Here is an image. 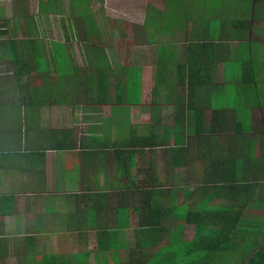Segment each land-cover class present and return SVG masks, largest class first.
<instances>
[{"label": "crops", "instance_id": "crops-1", "mask_svg": "<svg viewBox=\"0 0 264 264\" xmlns=\"http://www.w3.org/2000/svg\"><path fill=\"white\" fill-rule=\"evenodd\" d=\"M84 1L87 4L83 7L85 12L77 11L71 0H0V28L9 33L0 34V42L4 45L0 46V51L20 55L28 65L21 77L22 82L24 84L28 80L29 84L31 81L26 88L31 94L17 92L14 96L0 97L4 101L0 106V264H123L129 261L130 249L135 248L146 235L151 245L146 251L153 256L160 246L168 242L169 227L179 231L175 252L179 257L175 259L177 264H264V127L258 132L253 130L240 135V127H233V113L226 124L230 123L228 131L232 134L224 132L226 137L220 136L217 141L214 134L223 126L222 114L224 111L231 113V110L210 108L206 95L216 89L226 92L227 82L222 81V72L221 76L216 74V68L223 70L224 60L230 59L227 56L232 53L234 45L238 42L251 49L252 41L245 40V27H249L255 42L264 38V18L260 14L254 16L257 3L253 2L251 9L246 10L234 4L235 0H222L220 20L226 24L219 30L218 37L207 34V30L214 32L213 27L206 29L204 38H213L207 37L206 40L203 37L191 38L190 35L196 31L190 23L197 24L200 18H188L171 37L155 33L156 30L148 27V22L166 19L160 18L165 11V1L155 0L148 5L146 20L140 31H146L144 42L152 46L166 39L167 43L162 44L161 52L159 46L154 51L155 74L149 76L150 73L145 70L147 64L143 65V62L132 66L138 67L139 77L130 89L135 97L129 105L126 124L119 125L124 120L116 117V125L101 127L107 122L104 117L112 114L110 105L115 101L111 97L115 94L110 96L107 91L106 99H98L96 95L101 93L96 86L97 79L104 73L108 86L113 81L118 84L119 79L124 81L127 76L111 80L108 74L114 70L110 63H106L105 70H98L94 81H91L93 88L85 87L80 92L82 82L79 75L74 79L69 74V87L68 84L66 87L69 88L70 98L54 99L48 94V87L45 90L40 88L46 75L37 71L35 61H32L37 48L18 47L11 51L6 47L7 40L15 36L17 39L23 38V35L41 39L46 36H35L40 27L33 24L34 20H30L26 27L23 21L27 18H44L43 25L48 28L55 23L50 24L51 18H95L94 11L89 8L95 2ZM244 1L240 0L242 4ZM97 10L101 17L102 6ZM234 21L240 23L236 25ZM9 23L11 26L7 28ZM208 23L206 18L205 24ZM29 31L31 36L26 34ZM94 36L98 38L97 31ZM194 36L200 37L198 34ZM193 41L198 42L196 46ZM95 45L89 50L95 49ZM178 45L182 46L177 48ZM165 48L166 53L161 54ZM39 49L44 53L45 50L52 51L42 43ZM159 55L166 58H159ZM199 56L204 61L216 56L222 61L215 65L200 63ZM5 61L0 60L1 78L5 76ZM167 62L173 64L172 73L177 75L171 85L164 72L168 69ZM159 65L163 67V73L159 71ZM31 72L37 74L35 76L40 78V84L35 85V78L29 77ZM75 81L79 89L73 87ZM92 92L93 101L86 98ZM124 99L121 98L120 103ZM9 108H12L13 115L8 114ZM135 109L141 115L148 114L149 121L145 117L143 122H138L142 117L137 114L135 117ZM50 113L54 115L52 118ZM13 118L15 122L18 120L16 124L9 121ZM199 119L203 134L208 135L198 138L203 141L200 143L202 150H206L208 141V153L216 159L218 155L222 156L219 160L224 169L223 182L230 180L233 188L220 193L194 190L196 183L208 185L214 170L213 162L204 168L203 176L198 171L195 183L193 178L191 184L186 185L189 190L178 186L177 181L174 186L170 183L171 179L168 188V183L159 182L156 190L167 191L160 193L164 197L159 195L163 199L160 207L153 208L172 206L177 209L188 202L195 207L191 222L181 218L174 224H164L166 220L162 217L158 221L152 219L154 215L152 218L149 213L146 215L148 210L143 211L145 199L151 196L137 195L142 191V176L156 166L152 154V150L156 149H163L164 163L170 161L168 167H175L172 174L177 175V170L183 168L187 160H184V154L187 152L192 156L196 147L188 143L191 147L185 150L183 156L180 151L184 148L185 137L177 138L174 128H181L186 123L192 131L190 138L194 140V134L200 131ZM151 134L155 135L154 140ZM171 137L175 146L168 145ZM252 138L256 144L255 156L249 154L253 152L250 145ZM145 151L149 153L147 159ZM175 175H172L173 178ZM151 185L149 182L148 194L152 192ZM199 203L207 204V208L196 209ZM196 204H199L198 207ZM110 231L117 232L113 248L105 242L106 233ZM156 231L160 233L156 235ZM132 234L133 243L124 245V239L129 243ZM85 243L91 247L90 250L86 251ZM114 246H118L117 249Z\"/></svg>", "mask_w": 264, "mask_h": 264}, {"label": "rangeland", "instance_id": "rangeland-1", "mask_svg": "<svg viewBox=\"0 0 264 264\" xmlns=\"http://www.w3.org/2000/svg\"><path fill=\"white\" fill-rule=\"evenodd\" d=\"M95 3L91 4L89 6L90 9L94 11L95 18H51L50 24L55 23L51 25L49 28L47 25H43L44 18H27L24 19L23 22H25L26 27H28V24L30 23V20H34V25L37 24L40 28L38 32H35V36H43L46 34V36L41 38H26V36L23 35V38L17 39L16 36L12 40H16L17 42H21L24 44L25 40H32V42L35 44V50L34 57L32 61H35V69L37 71H46L47 67L48 73L46 75V80L43 82V85L40 87L42 90L46 89L48 87V94H50V97H53L54 99L59 98L68 100L70 98L69 96V74L71 73L73 75V78L76 79L79 75V79L82 82V85L80 86V92H83L82 88L89 87L91 88V81H94V76L98 72V70L104 71L105 68H103L102 62H100L99 58L105 59L103 62L110 63L113 67V72L111 74H108V77L111 80H118V78L122 75H124V68L125 67H132L137 66L141 62H143V65L147 64L145 66L146 73L155 74L154 71H156V67L154 66L156 58L154 51L156 52L157 47L159 45H162L163 43H167V40H161V43L158 45L157 43L151 44L150 46L147 42H144V35L145 32H140L142 27L145 23V9L148 5H151L155 0H93ZM165 1V11L164 14H161L160 18H166L165 20H159V21H152L150 20L148 22V27L151 29L156 30L155 33L163 34L167 37H171L177 29V27H183L185 25V21H188V18H200L197 24L190 23V26H194L196 28V31L194 33H191V38H202L206 36V29H209L210 27H213L214 32L210 33L209 30H207V34H210L213 37L219 36V30L221 27L226 24L223 20H220L222 16H220V12L222 10L220 9L222 0H164ZM207 1L208 3L206 4ZM71 4L76 7L77 11L85 12V8L87 4L84 0H71ZM234 4L244 7L246 10L251 9V4H253L252 0H246L242 4L240 0H235ZM102 6V15L99 16V12L97 8L99 6ZM220 11V12H219ZM253 13V12H252ZM251 14V13H250ZM262 15L264 18V0L257 3V9L254 10V16L255 15ZM83 16L82 14H79ZM152 18V17H151ZM206 18L209 19V23L205 24ZM9 19V18H8ZM47 19V18H45ZM10 20V19H9ZM210 20L212 22L210 23ZM11 21V20H10ZM39 23H38V22ZM234 24L238 25L240 22L234 21ZM21 24V23H20ZM19 24V26H20ZM11 26V23H9V26L7 24V28ZM24 26V24H23ZM21 27L23 32H25L24 27ZM94 26L96 28H94ZM45 31L44 33V30ZM98 32V38L96 40H92L94 33ZM30 32V31H29ZM48 32V33H47ZM94 32V33H93ZM34 33V31H33ZM89 33V34H88ZM13 34V33H11ZM15 34V33H14ZM28 34V33H26ZM31 34V32H30ZM92 37H90V35ZM200 35V37H196L194 35ZM88 35L90 38H88ZM245 40H251V49H249L248 45L238 43L234 45L232 48V53L228 55L230 59L226 60V63L223 64V71L220 68H216V74L221 76L222 72V81L227 82L228 85L235 88V91L226 88V92H222L219 89H216L217 91L206 94L208 99L210 100V108L219 107L222 108V110L230 109L231 113H228L229 111H224L222 114V119L224 120L223 126L219 129L218 132L214 134L215 139L219 141L220 136L226 137L224 135V132L230 133L228 130L231 129L230 123L226 126L228 121L230 120L231 115L234 113L241 119V124H233V127H240V132H242L240 135H243L244 133H249L253 130L254 132H258L262 129L260 126L261 124L264 125V98L261 96L259 97L258 90L262 89L264 90V38L260 40L258 38L255 42V38L251 37L249 27H245ZM264 35V34H262ZM31 36V35H27ZM32 36H34L32 34ZM39 39V40H37ZM171 40V39H170ZM94 42L95 49L89 50L90 43ZM97 42V43H96ZM41 43L45 48L48 47V50L52 51H44L40 50ZM194 41L193 45L196 46ZM168 45V44H167ZM19 47H22L18 45ZM182 45H178L177 48H179ZM91 51H95L96 54L92 53ZM2 53V52H1ZM32 54V53H30ZM31 57V56H30ZM200 63H210V65L217 64L220 60L217 56L209 59V60H202V58L199 56ZM147 61V62H146ZM166 66H168V69L165 72V76L169 84L171 85V82L176 81V76L172 73V65L171 63H165ZM182 67V66H181ZM180 67V68H181ZM252 67V68H251ZM42 68H45L42 69ZM153 70V72H151ZM184 70V67H182V71ZM159 71L163 73V67L159 65ZM3 72V68H2ZM158 72V69H157ZM161 73L158 72L159 75ZM78 74V75H77ZM224 74V75H223ZM31 76L35 78L34 82L35 85L40 84L41 80L38 78V76H35L37 74L33 75V72L30 73ZM130 76V75H129ZM25 78V77H24ZM122 80V79H121ZM138 80V79H136ZM135 80L132 78H126L124 80V89L126 91L119 92L118 89L115 90L116 82H111V84L107 87L108 95L112 96V94H115L114 97H111L115 102V104L110 105V108L112 110V114H110V117H104L105 120H107L106 123H103L101 127L111 126L112 124H115L116 117L119 118V120H124L122 123H119V125L125 123L126 118L128 117L129 112V105H132V100L135 97V93L130 91L132 89V86L134 84ZM31 84V81L29 82ZM68 84V87L66 85ZM4 86V85H3ZM17 87V84L15 82V88ZM73 87L76 89H79L77 82L75 81L73 84ZM62 88V91L60 92ZM112 90H115L112 92ZM5 90H0V95ZM87 92H91V90H88ZM86 92V93H87ZM203 95L204 92H202ZM201 93V94H202ZM93 92L90 93V96H86L87 99H91L93 101ZM127 96H126V95ZM159 93H157L158 95ZM237 95L238 98H240V102L237 103L235 106H232L233 98H235ZM5 96V95H3ZM2 96V97H3ZM98 99L106 97L103 94L96 95ZM120 96L124 99V102H121ZM219 97L217 98H211V97ZM211 98V99H210ZM53 100V99H51ZM1 105H3L4 101L1 100ZM263 101V105H262ZM237 106V107H236ZM61 107V106H58ZM65 107V106H63ZM106 107V105H105ZM62 108L58 110L59 114L61 113ZM104 110V109H103ZM8 114L13 115L12 108L8 109ZM57 111H55L56 114H58ZM136 114L139 117H142L141 120H137L138 122H143L144 119L147 118L149 121L148 114L141 115L139 112H136L135 109V117ZM210 114V113H209ZM212 114V112H211ZM43 112L40 114V117H42ZM46 116V113L44 114V117ZM54 115L52 113L49 114V117H53ZM2 117V114H0V118ZM146 117V118H145ZM260 121V125H257L256 122ZM10 122H15V118L10 119ZM18 120H16L15 124ZM6 123V121H4ZM126 124V123H125ZM116 125V124H115ZM162 130L161 126H159ZM264 127V126H263ZM181 130H184V126L179 128ZM186 133L190 135V132L185 130ZM188 132V133H187ZM231 132H233L231 130ZM253 132V133H254ZM203 133V131H202ZM184 136V135H183ZM200 136H203L202 134H198L196 138H199ZM170 141V140H169ZM197 141V139H196ZM172 143V144H170ZM174 138L171 137V141L168 143L170 146H175ZM185 146H191L185 142ZM251 150L253 152H249L252 156H255V149L256 144L254 139L251 140ZM189 148H187L186 151H188ZM191 150V149H190ZM163 149H156L152 150L153 154V161L156 162V166H152L151 171L148 173H144L142 176V191H139L137 195L139 196H158L157 191H152L151 194H148L150 192L148 183H152V187L157 188L159 186V182H169V179H171L170 183L174 186H186L188 184H191V180L194 178L193 183H195V178L199 173L201 176H203L202 173L204 168L207 167L204 163V161H207V154H208V141H207V147L206 150H202L201 145L197 146L195 150L193 151L192 156L187 154V152L183 155L184 150H181L182 155L184 156L185 164L183 165V168L177 170V175L172 174L173 170L175 171V167L171 169V167H168L170 165V161L167 162V164L164 163V155L161 154ZM177 152V151H176ZM207 153V154H206ZM144 155H146L145 159L149 157V153L145 151ZM149 160V159H148ZM166 167H162V166ZM162 167V168H161ZM168 167V168H167ZM172 175H175L174 178ZM152 179H154V182H152ZM169 183L167 184L168 188ZM150 186V188H151ZM163 192L167 191L165 189L162 190ZM168 191H174V189H169ZM157 193V194H156ZM146 203L148 201H151V198L145 199ZM163 199L160 197L158 200H155V202L161 203ZM175 201V199H173ZM141 210V209H140ZM143 211H147L144 209ZM150 213L153 215L152 211L146 212V215ZM167 221V219H166ZM139 220H136V224H138ZM128 233V232H127ZM133 237L134 235H130V241L129 243L124 239V245L129 246L130 243H133ZM85 247H87V250H90V246L88 247L87 243H85ZM96 249V248H94ZM99 250V249H97ZM99 254V252H98ZM110 253L106 256V258H109ZM99 258H101L99 254ZM179 258L176 253L173 254V257L171 258L172 261ZM152 262V261H151ZM167 262V261H166ZM116 263V261H115ZM105 264V263H102ZM147 264H151L148 262ZM152 264H154L152 262Z\"/></svg>", "mask_w": 264, "mask_h": 264}, {"label": "trees", "instance_id": "trees-1", "mask_svg": "<svg viewBox=\"0 0 264 264\" xmlns=\"http://www.w3.org/2000/svg\"><path fill=\"white\" fill-rule=\"evenodd\" d=\"M261 0H253V2L255 3H258L260 2ZM263 1V0H262ZM3 33H6L7 35L9 34L8 33V30H5V31H2L1 28H0V34H3ZM28 35H30V32H28ZM92 37V36H90ZM89 35H88V38H90ZM209 39H213L212 37H209L207 36ZM207 37H203L204 40H206ZM92 40H96L97 41V38L96 36L93 37ZM195 43H198V42H195ZM91 46L95 45L94 42H91L90 43ZM22 46V47H27L29 46V48L31 46H35V44L32 42V40H25L24 41V44L21 43V42H17L16 40H12V39H8L7 42H6V47L13 51L15 50L16 48H18L19 46ZM204 45V44H203ZM216 45V44H214ZM0 46L3 47V43L0 42ZM164 47V45H159V52H161L162 48ZM166 53V48L163 50V52L161 54H165ZM26 57H30V56H26ZM159 58H162V57H165L166 56H158ZM228 57V56H227ZM3 59H6L5 63H6V66H5V76L4 78H1L0 77V90H5L1 95H11V96H14L17 92L18 93H24V94H31L30 91H27V87H28V80L24 82H22V78L24 75H25V72L28 68V65L26 64L25 61L21 60L22 58H20V55H17V54H3L1 53L0 51V60H3ZM100 62H102V65H103V68H105V65L106 63L103 62L105 59H101L99 58ZM224 62H226V60H224ZM159 68V67H158ZM202 68V66H201ZM252 68V67H251ZM45 70V68H42ZM138 67H125L124 68V76H127L128 78H132L134 80L138 79L139 77V71H138ZM223 71V70H222ZM44 75H47V72L44 71L43 72ZM71 74V73H70ZM130 75V76H129ZM224 75V74H223ZM194 78H195V75L193 74ZM191 77V75H190ZM189 77V79H190ZM162 81V79H161ZM199 81L202 82L201 78L199 77ZM15 82L17 84V87L15 88ZM4 85V86H3ZM116 85L117 87H115V89H118L119 92L121 91H126L124 89V81H121L119 79V82L117 84L116 82ZM96 86L98 87V91L103 94L104 96L106 95V92H107V84H106V80L104 78V73L102 74L101 77H99L96 81ZM226 86L235 91V88L231 87L230 85H227ZM202 89V87L200 88ZM258 94H259V97L261 96L262 98H264V90L262 89H258ZM126 95V94H125ZM239 95H237L235 98H233V102H232V106H235L237 103L240 102V98H238ZM122 97L120 96V99ZM218 99V98H217ZM262 105H263V101H262ZM237 107V106H236ZM215 108V107H214ZM218 108V107H216ZM215 108V109H216ZM235 115V119H234V122L235 124H241V119L236 115ZM199 122H200V119H199ZM174 123H172L173 125ZM257 125H260V121L258 120V122H256ZM182 126H184V130H181L179 129V127H175L174 128V133H175V136L177 138H181L183 135L185 137V142L188 144H192L194 145V147H197V145H199L200 143H203L202 140H199L198 138L197 141L195 139V137H197L198 134H202L204 136H207L206 134H203L202 133V121L200 122V131L195 133V137H194V140H191L190 138V135L188 134H185L186 131H191V129L187 126V124H182ZM181 126V127H182ZM263 129V124L260 125ZM156 126L154 127V130H156ZM163 129H165L163 127ZM214 130V129H213ZM155 132V131H154ZM192 132V131H191ZM188 133V132H187ZM154 134H151L150 137L153 138L154 140ZM264 136V134H263ZM201 139L203 137H200ZM206 143V142H205ZM182 147L184 152L185 153V150H187V148H190L191 146H185L183 145ZM221 155H218L217 156V159L216 157H213L211 156L210 153L207 154V161L206 162V166L208 167V164L210 165V162H213L214 166H213V171L211 173V176H210V179L209 181L207 182V184H204L202 186L198 185V183H196L197 186H194V190H201V191H214L215 193L217 192H222L223 190H230L233 188V184L232 182H230V180H228L227 182H223L224 180V169L221 165V161L219 160L221 157ZM217 160V162H216ZM206 171V170H204ZM232 173H235L236 171L235 170H230ZM200 186V187H199ZM184 190H189L188 188H186V186H184ZM157 191L158 192V196H153L151 197V201H148V203H144V209L148 210L149 211H152L153 212V215L155 218H152L153 215H151L150 213V217L152 219H156L159 221L160 217H162L163 220H166L167 221H164V224H167L166 222L168 223H171V224H174L176 222H178L181 218L184 219V221H188V222H191L192 221V216H191V213L194 212V208L195 207H191V204L188 202L180 207H178L177 209H175L174 207L172 206H167L166 209L165 208H153V207H160V203L159 202H155V200H158V198H160V196H163L164 195H160V193H162V191L160 190H156V188L152 187L151 186V191ZM160 195V196H159ZM196 197L199 199V197L197 196L196 194ZM205 202H207V200H205ZM202 203V201L200 202ZM199 203V204H200ZM199 204H196V206L198 207ZM206 209L207 208V204H200L198 208L196 209ZM138 211V209H137ZM162 215V216H161ZM166 217V219L164 218ZM172 227H169L168 231H167V240L168 242L166 241V243L162 246H160L155 254L152 256L150 253H148L146 250L148 248H150V244H149V236L146 235L145 238H143L139 243L137 242L136 244V247L135 248H132L130 249L129 251V261L126 262V263H123V264H147L148 262H150L152 264V262L154 264H177L175 262V260L172 261V256L173 254L176 252V246H177V235L179 234V231L177 230H174V229H171ZM160 230V229H159ZM162 231V230H160ZM160 231H156V235L157 233H160ZM177 231V232H176ZM195 233H197V231H195ZM107 237H106V244L107 245H111L110 248H113V244L115 242V239H117V232L116 231H110V232H107L106 233ZM149 234V233H148ZM109 247V246H107ZM118 246H114V249H117ZM145 250V251H144ZM151 257L152 260H149ZM152 261V262H151ZM167 261V262H166Z\"/></svg>", "mask_w": 264, "mask_h": 264}]
</instances>
